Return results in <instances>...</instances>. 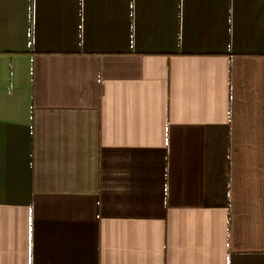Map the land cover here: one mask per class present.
I'll return each instance as SVG.
<instances>
[{
	"label": "crops",
	"instance_id": "obj_1",
	"mask_svg": "<svg viewBox=\"0 0 264 264\" xmlns=\"http://www.w3.org/2000/svg\"><path fill=\"white\" fill-rule=\"evenodd\" d=\"M0 264H264V0H0Z\"/></svg>",
	"mask_w": 264,
	"mask_h": 264
}]
</instances>
